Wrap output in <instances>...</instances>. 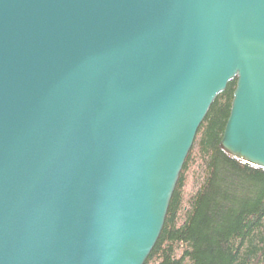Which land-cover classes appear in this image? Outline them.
<instances>
[{
  "label": "water",
  "instance_id": "water-1",
  "mask_svg": "<svg viewBox=\"0 0 264 264\" xmlns=\"http://www.w3.org/2000/svg\"><path fill=\"white\" fill-rule=\"evenodd\" d=\"M233 78L264 168V0H0V264H144Z\"/></svg>",
  "mask_w": 264,
  "mask_h": 264
},
{
  "label": "trees",
  "instance_id": "trees-1",
  "mask_svg": "<svg viewBox=\"0 0 264 264\" xmlns=\"http://www.w3.org/2000/svg\"><path fill=\"white\" fill-rule=\"evenodd\" d=\"M235 86L228 81L200 123L144 264H264V168L219 146Z\"/></svg>",
  "mask_w": 264,
  "mask_h": 264
},
{
  "label": "rangeland",
  "instance_id": "rangeland-1",
  "mask_svg": "<svg viewBox=\"0 0 264 264\" xmlns=\"http://www.w3.org/2000/svg\"><path fill=\"white\" fill-rule=\"evenodd\" d=\"M193 180H194L193 176H190L189 179H188L187 187H186L187 193L190 192L192 190V188H193V184H194Z\"/></svg>",
  "mask_w": 264,
  "mask_h": 264
}]
</instances>
